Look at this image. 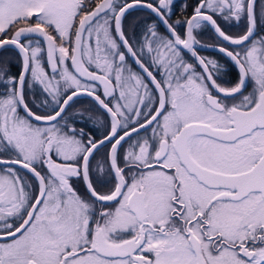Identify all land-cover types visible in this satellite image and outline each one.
I'll use <instances>...</instances> for the list:
<instances>
[{"label":"snow or ice","instance_id":"obj_1","mask_svg":"<svg viewBox=\"0 0 264 264\" xmlns=\"http://www.w3.org/2000/svg\"><path fill=\"white\" fill-rule=\"evenodd\" d=\"M174 8L0 0V264H264V0Z\"/></svg>","mask_w":264,"mask_h":264},{"label":"flooded vegetation","instance_id":"obj_2","mask_svg":"<svg viewBox=\"0 0 264 264\" xmlns=\"http://www.w3.org/2000/svg\"><path fill=\"white\" fill-rule=\"evenodd\" d=\"M184 3L191 4L193 0H175V12L176 15L173 16V20L180 18V9ZM179 5V6H178ZM145 21H151V17L147 14V10L145 9H133L131 10V14L128 15L125 21V29L129 32L130 35L139 33L141 25ZM227 30L230 34H238L243 30V22L240 25H236L233 23L231 26H228ZM200 39L205 45H211L214 41L212 39V33L208 30H204L200 33ZM200 54L203 56H211L215 58H219L218 53H214L211 48H202L200 50ZM8 62L10 66V72L15 73L18 71V65L16 60V53L14 50H0V62ZM221 63H224L221 60ZM236 70L234 67H229L228 72L221 77V79L225 82H231L235 79ZM227 86V84L225 85ZM92 104L90 103V98L87 96H81L79 101L75 105L74 110L85 111L87 109L92 108ZM99 134V133H97ZM102 155V154H101ZM99 158V157H98ZM78 188H82L83 185H77Z\"/></svg>","mask_w":264,"mask_h":264},{"label":"water","instance_id":"obj_3","mask_svg":"<svg viewBox=\"0 0 264 264\" xmlns=\"http://www.w3.org/2000/svg\"><path fill=\"white\" fill-rule=\"evenodd\" d=\"M134 9H143V8L137 7V8H134ZM132 10H133V9H132ZM145 10H147V9H145Z\"/></svg>","mask_w":264,"mask_h":264},{"label":"trees","instance_id":"obj_4","mask_svg":"<svg viewBox=\"0 0 264 264\" xmlns=\"http://www.w3.org/2000/svg\"><path fill=\"white\" fill-rule=\"evenodd\" d=\"M179 1V0H178ZM179 6V5H178Z\"/></svg>","mask_w":264,"mask_h":264}]
</instances>
